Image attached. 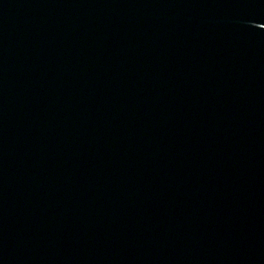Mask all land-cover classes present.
Wrapping results in <instances>:
<instances>
[{"label": "water", "instance_id": "95a60500", "mask_svg": "<svg viewBox=\"0 0 264 264\" xmlns=\"http://www.w3.org/2000/svg\"><path fill=\"white\" fill-rule=\"evenodd\" d=\"M0 264H264V0H0Z\"/></svg>", "mask_w": 264, "mask_h": 264}]
</instances>
